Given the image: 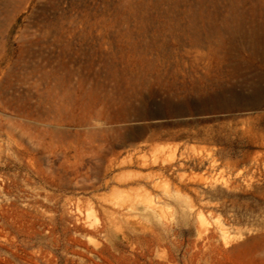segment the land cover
I'll return each instance as SVG.
<instances>
[{"label":"rangeland","instance_id":"374dc122","mask_svg":"<svg viewBox=\"0 0 264 264\" xmlns=\"http://www.w3.org/2000/svg\"><path fill=\"white\" fill-rule=\"evenodd\" d=\"M0 264H264V0H0Z\"/></svg>","mask_w":264,"mask_h":264},{"label":"bare ground","instance_id":"6f19581e","mask_svg":"<svg viewBox=\"0 0 264 264\" xmlns=\"http://www.w3.org/2000/svg\"><path fill=\"white\" fill-rule=\"evenodd\" d=\"M152 201L150 200V199H147L146 200V205H147V210H150V211H152V212H154L155 211V208L154 207H152ZM143 206V205H142ZM156 207V206H155ZM159 207V206H158ZM116 226V225H115ZM119 226V225H118Z\"/></svg>","mask_w":264,"mask_h":264}]
</instances>
